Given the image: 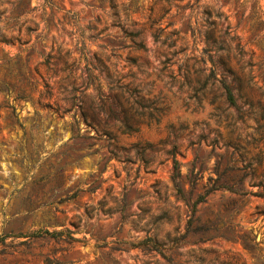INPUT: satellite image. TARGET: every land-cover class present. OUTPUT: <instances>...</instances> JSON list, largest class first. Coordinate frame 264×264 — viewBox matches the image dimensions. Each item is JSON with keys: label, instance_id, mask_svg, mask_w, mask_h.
Returning a JSON list of instances; mask_svg holds the SVG:
<instances>
[{"label": "rangeland", "instance_id": "obj_1", "mask_svg": "<svg viewBox=\"0 0 264 264\" xmlns=\"http://www.w3.org/2000/svg\"><path fill=\"white\" fill-rule=\"evenodd\" d=\"M244 11L0 0V264H264V23Z\"/></svg>", "mask_w": 264, "mask_h": 264}, {"label": "trees", "instance_id": "obj_2", "mask_svg": "<svg viewBox=\"0 0 264 264\" xmlns=\"http://www.w3.org/2000/svg\"><path fill=\"white\" fill-rule=\"evenodd\" d=\"M194 1H195V3L198 4L201 0H194ZM218 1L221 3H224V4L233 5L235 7V9L238 11L236 15L239 16L240 19H243L245 17V11H244L245 8L250 7V11H249L250 14L246 18V23L247 24L253 23V22L259 23V24L264 23V21L262 20L263 15L260 12L258 0H244L243 2H242V0H218ZM248 5H249V7H248ZM222 16H223V13L220 10H218L217 17L221 18ZM223 89L225 91V95H226V98H227V101L229 102V104L234 105L235 99H234L232 89L226 83H223ZM175 172H176L175 180L177 182L176 186L181 191V188H180L181 171H180V167H179L178 162L175 163ZM61 235H62L61 232H50L48 230H39V231H36L34 233V236H36V237L56 238V237L61 236Z\"/></svg>", "mask_w": 264, "mask_h": 264}]
</instances>
